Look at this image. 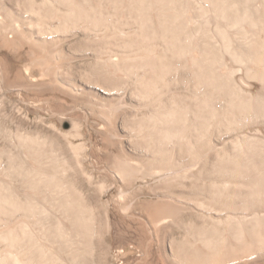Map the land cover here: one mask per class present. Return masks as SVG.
<instances>
[{"label":"bare ground","instance_id":"obj_1","mask_svg":"<svg viewBox=\"0 0 264 264\" xmlns=\"http://www.w3.org/2000/svg\"><path fill=\"white\" fill-rule=\"evenodd\" d=\"M114 249L264 264V0H0V264Z\"/></svg>","mask_w":264,"mask_h":264},{"label":"rangeland","instance_id":"obj_2","mask_svg":"<svg viewBox=\"0 0 264 264\" xmlns=\"http://www.w3.org/2000/svg\"><path fill=\"white\" fill-rule=\"evenodd\" d=\"M10 95V94H9ZM10 99H12V100H15V98H14V96H11L10 95ZM8 122V123H7ZM64 122V123H63ZM6 123H7V125L10 127V128H14L15 126H17V127H22V128H26V129H28L30 126L28 125L27 126V124H25V123H23V122H21V121H18V119H16V118H14L13 117V119H11V120H7L6 121ZM61 126H62V128H64V129H68L69 128V125H70V123H69V121L68 120H63L62 121V123L60 124ZM118 249H114V251H113V255H114V262H115V264H118V259H117V256H116V254L118 253ZM135 254V255H134ZM137 256V253H132V254H130L129 256H128V259H127V261L128 262H131L135 257Z\"/></svg>","mask_w":264,"mask_h":264}]
</instances>
